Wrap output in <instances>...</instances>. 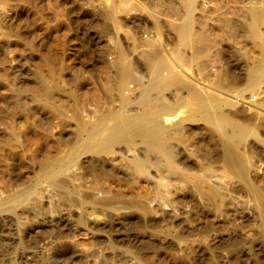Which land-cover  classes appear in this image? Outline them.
I'll list each match as a JSON object with an SVG mask.
<instances>
[{
  "label": "rangeland",
  "instance_id": "rangeland-1",
  "mask_svg": "<svg viewBox=\"0 0 264 264\" xmlns=\"http://www.w3.org/2000/svg\"><path fill=\"white\" fill-rule=\"evenodd\" d=\"M123 54L130 91L120 88ZM260 64L264 0H0V264H264L253 200L229 180L216 131L195 113L222 104L248 127L242 151L263 190L264 142L253 138L264 140V74L262 90L251 80ZM148 106L168 126L178 166L138 141L85 164L149 209L147 219L97 220L81 211L89 178L66 191L45 173L61 168L65 178L88 134ZM134 153L143 172L134 173Z\"/></svg>",
  "mask_w": 264,
  "mask_h": 264
},
{
  "label": "bare ground",
  "instance_id": "bare-ground-1",
  "mask_svg": "<svg viewBox=\"0 0 264 264\" xmlns=\"http://www.w3.org/2000/svg\"><path fill=\"white\" fill-rule=\"evenodd\" d=\"M134 38L133 40L134 42H136L135 41L136 39ZM157 52H155V54H157ZM128 63L129 62L127 61L126 56L123 54L122 58L120 59V65L122 68L120 88H123L125 85H127L126 89L130 91L131 88L128 86V84H126L129 83L127 81L130 80V78L132 77V72L130 70V63L129 64ZM260 66L262 68H260ZM260 66H258L259 67L258 69L254 70L253 68V71L251 70L252 71L251 80H253L254 86L257 85L258 88L262 90L261 81L264 74V64L263 66L262 64H260ZM261 92L263 95L264 92L263 91ZM261 92H259V94H261ZM199 95L198 98H200ZM203 97H201V99H203ZM195 99L197 98L195 97ZM213 101L215 102V100ZM257 101H258L257 104L260 105L263 104L262 106H264V101L262 98H260V100L257 99ZM208 103H212V102H207L209 108L205 104L204 105L206 107H204L202 104L203 107L202 108L198 107V110H196L195 113L199 114L202 117V119L205 122H207L209 125H211L216 131V135L221 143V154H219L218 157L222 163L224 172L228 174L227 176L229 180L234 182L235 186L241 185L245 189L246 191L245 193H248V195L252 198L254 204L253 209L256 214L255 219L261 225L264 226V189L262 190V187L260 188V186H258L257 183L254 182L253 179L251 178L252 176L251 173L255 171V169L253 168L254 166L249 160L247 152L242 151L243 146L246 147L247 149L251 147L250 143L252 142H250L246 138L248 127L246 125L241 124V122H238L237 121L238 119L235 120L234 117L231 116L232 114L230 115L229 113L230 109H227L228 111L226 109H223L225 105L218 104L219 106L217 105L218 108H216L217 106L214 103L212 104L215 105L213 107H210L211 104L209 105ZM233 105H231V103L229 104V106L232 107ZM255 112L257 117H261L260 115L261 113L259 111H255ZM159 113H160L159 111H155L154 108L148 106L147 108H145L142 114H134L122 118L120 117L121 119H119V122L118 123L115 122L116 124H113V126H111L109 129H106L105 132L103 130V132L99 133L96 136H92V135L89 136L88 134L87 140H85V142L83 141L80 147L76 150V153L80 157H78L77 159H70L67 161V164H71L72 162H74L73 164L75 165L76 170L68 174H65V178H58L59 174H61V172H59L61 168L58 171L55 169L54 170L50 169L48 172L47 170V173L45 174L47 175L49 173L50 177L53 179L52 182L50 181V183H53L56 187H60L67 191L68 190L66 189L67 184L73 182L74 180L86 181V179L89 178L91 180V185H90L91 192L89 194H86L85 196L83 195L80 196V199L82 201V203L80 204L82 205L81 211L82 209L84 210L86 209L88 212V210L90 209L92 211L91 213L95 215L97 220L104 219L105 217L108 218L107 216L108 213H111L113 215H119V214L121 215L124 213L126 214L138 213L141 217L143 216L144 218L147 219V217L149 216V209L147 205L144 203V201H141L142 199L141 197L140 199L139 197H137L138 195L135 197L131 193L130 194L128 193L129 196H127L122 192L123 190L120 191L119 185L117 186V188L119 187L118 190L117 188H112L113 187L112 183H114L113 175L109 176L108 174H106L103 168L102 169L104 172L101 174H97L94 171L91 172L92 170H94L93 167L92 166L86 167L85 164L92 163L95 158L104 159L107 156L115 153L114 150H115V146L117 145H121V144L129 145L130 143L138 141L139 144H142L148 149H156L161 151L167 158L169 167L171 169L176 168L178 166V159L175 158L173 154L172 146H170L171 135L170 132L168 131L169 128L166 124H164V122L161 119H159L161 117ZM262 117L261 119L264 120V116ZM188 121L197 122V119L195 116H192L190 119H188ZM92 134L95 135L94 133ZM253 139L257 143L264 142L263 138L259 136L257 133L254 134ZM132 164L135 165L134 168L136 169L134 173H137V172H143L147 163L137 153H134ZM105 184H108L109 186ZM135 184L138 185L136 182ZM128 186L129 189L128 188L127 189L129 190V192L132 191L133 187L131 186V184ZM78 187L79 186L77 185L76 188L79 189L80 187L79 188ZM205 188L207 189L208 199H210V202L212 204H216L215 201L218 198V188L214 184H210V183L205 184ZM68 194L71 195V193ZM80 194L81 192L78 191V193H76V197L71 196L68 201L70 203H73L72 205L76 204L74 202L79 200L78 195ZM166 204L174 207L173 200H168V203ZM12 211H14V209ZM83 212L80 213L81 216H83ZM91 213L89 214L86 213V214L91 215ZM111 214L109 216L113 217V215L111 216ZM84 221L86 220H84L83 217H80V223L84 225L83 232L86 231L87 226L89 227V225L86 226V223ZM61 236L62 235H59V237L57 236L59 240L61 239ZM65 236L66 238L68 237L67 235ZM73 237L75 238L76 236Z\"/></svg>",
  "mask_w": 264,
  "mask_h": 264
}]
</instances>
